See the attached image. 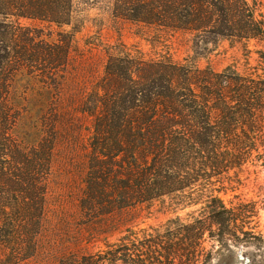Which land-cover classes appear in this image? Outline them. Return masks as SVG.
Instances as JSON below:
<instances>
[{"label": "trees", "instance_id": "trees-1", "mask_svg": "<svg viewBox=\"0 0 264 264\" xmlns=\"http://www.w3.org/2000/svg\"><path fill=\"white\" fill-rule=\"evenodd\" d=\"M73 3L0 0V264H21L38 253L61 124L55 115L37 129L28 127L17 81L39 71L52 82H44L48 87L57 85L56 72L66 66L73 40L60 33L68 38L61 40L64 46L36 45L40 36L21 20L71 26ZM113 16L187 33L194 41L207 35L238 41L264 37V21L258 19L255 1L251 5L248 0H114ZM120 47L111 49L102 79L77 102L80 113L92 118L80 200L89 221L184 197L198 180L241 165L262 133L264 76L200 69L171 56L144 59ZM208 209L207 220L188 224L194 225L187 229L197 231L196 240L208 222L233 223L221 199L214 198ZM184 250L162 241L146 253L136 247L134 260L128 246L110 253L113 259L108 260L175 264ZM190 250L189 262L198 264L192 243ZM98 257L95 264L105 260Z\"/></svg>", "mask_w": 264, "mask_h": 264}, {"label": "rangeland", "instance_id": "rangeland-1", "mask_svg": "<svg viewBox=\"0 0 264 264\" xmlns=\"http://www.w3.org/2000/svg\"><path fill=\"white\" fill-rule=\"evenodd\" d=\"M248 1L251 5L255 1L258 19L264 21V0ZM113 9L114 0H74L71 26L21 20L40 36L35 42L39 46H64L61 40L68 38L60 33L73 36L68 62L56 72L57 85L48 87L52 82L43 80L39 71L17 81L28 127L37 129L46 119L61 117L38 253L21 264H85L91 258L95 264L98 256L105 259L99 264H112L110 253L118 249L128 246L134 260L136 247L146 253L148 247L162 241L186 249L177 254L175 264H191L187 257L191 243L198 264H264V117L260 139L245 161L221 176L198 180L184 197L163 198L93 221L81 212L92 118L80 113L77 102L102 79L112 48L125 46L144 59L171 56L200 69H233L242 76H264V37L238 41L207 35L205 42L194 41L187 33L115 18ZM214 198L222 200L233 223L219 226L208 222L196 240L197 231L190 232L187 228L194 225L188 224L207 220Z\"/></svg>", "mask_w": 264, "mask_h": 264}]
</instances>
